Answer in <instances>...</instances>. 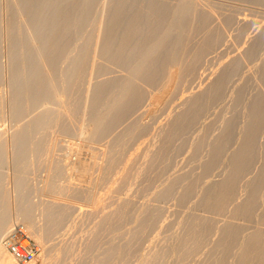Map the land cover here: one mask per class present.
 <instances>
[{"label": "rangeland", "instance_id": "obj_1", "mask_svg": "<svg viewBox=\"0 0 264 264\" xmlns=\"http://www.w3.org/2000/svg\"><path fill=\"white\" fill-rule=\"evenodd\" d=\"M23 1H25V0H0V75H1V79H2V82H0V88H1L0 89V136L4 134L3 135V139L0 138L1 139L0 147L3 146V147H1L2 149H0V150L4 149V155H3V157L1 156L4 159L0 160V162H1L0 164L3 165V166L2 165L0 166V169H1L0 178L2 176V178L0 180V196H1V199L3 200L2 201L3 204L0 206V221L1 222L2 221H7L6 222L7 224H5V222L2 223V224H4L3 227H1L2 224L0 226L3 229V231H4V232L1 233V236H0V247L3 248V249L0 248L1 251L5 252L7 254V251H6V249L4 248V245H3V239L11 231V229L13 227L17 226V225L25 227V229L28 231L30 236L40 246V249H41L40 255H39L38 259L32 264H64V263H66L64 261L66 260L68 262V259L64 258L65 260H60V259H63L62 249L63 250L65 249L64 250L65 253L70 252V251H68L66 249L70 245H72L71 243H73L72 246H74V248L75 247H79L81 250L84 247L88 248L91 245L90 241H92V243H93V240H95V236L96 235H97L96 238H99V236L103 237V235H104L105 238L104 237L100 238V240L97 239L100 243L97 241V244H99V245L96 244L97 249L95 251H92L94 254L92 253L90 255V253L88 251H86L85 248L83 249L84 251H82V252L80 251V249H76V250H79V251H77V254L79 253V255H81L80 253H84V258H86L85 255H90V256H87L88 257L87 260H90V261H92L91 259H92V255H93V260H95L94 256L97 257L96 254H98V252L100 253V252L104 251L105 249H107L108 245L110 243H114L115 242V244H116L117 243V241H116L117 237H120L121 239H119V238L118 239L122 241V239L125 238L124 236L127 235V233H128L129 236L132 234L131 237H135L136 234L137 235L139 233L143 234V232H145L144 235L146 236V238H148L147 239V240H149L148 243L150 242L149 244H151L150 247H153L152 245L156 244L155 243L156 242V238L158 239V237H160L159 239L162 238V240L166 239V241L163 240V242H162V243L165 244V243H167L169 238L171 239L170 233L172 234L173 230L174 231L176 229L179 230L182 227L183 230L180 229L179 231L176 230L175 232H173V234L175 233L174 237L172 236V240L169 239V241H168L169 244H166L167 246L165 245L167 248H171V247L175 246L177 244L176 243L177 242V238L179 237V236L177 237L176 232H178L179 235H180V232L183 233L184 227L186 228V226H183L184 222H186L185 224H187L189 222L192 223V220L193 219L195 220V218H193V217H196V216L193 215L194 213L197 212L196 213L197 216H199L200 218L204 217L202 219L205 220V216L208 218L209 214H212V213L214 214V212H212V211L210 212L209 211L210 213H208L207 211H205L203 208H200V207H199V209H197L198 211H195V210L192 209L193 207H194V209H196L198 207L197 206L198 202H195V203H197V205H195L194 202H191V201H196L197 200L195 198H197V195H198L197 191L199 192L198 189H197V191L195 193V196L192 197V198L195 197L194 198L195 200L194 199L193 200L192 199L188 200L191 205L189 204V202L187 203L188 204L187 205L186 204L187 201L184 203V205H181V204L179 205L178 203L176 204V202H177L176 201V197L180 194V189L176 190L177 195H175V198L172 197L175 201L174 200H172V201L176 204V206L178 205L177 207L180 208V210H178V211H177L178 208L176 210H174L175 204L173 203L174 206H172L171 205L172 201L170 202L171 204L169 203V201L172 198L171 199L169 198L170 200H168V199L165 200L166 203L170 204V207H169V204L166 205L164 203L165 206H166L165 207V206H161V205H164L163 204L164 200H162V203H161V200H158L157 197L161 195L160 191L166 185V183H167L166 187H168L169 181H171L170 182V184H171L174 181L173 179L179 180L180 176H182L181 174H183V176L185 177L189 173V172H185V170H188V171L192 170V172L195 170V172H193V174H192L193 178H194V174L198 175L200 173V172H198V171L201 170L200 169L201 166H199V165L202 163L201 165L203 167V165L205 164L204 163L206 161L205 160V155H206L207 151L206 152L203 151V155L200 158H198V159L202 158L201 160L196 159V161H195L192 158H191L192 159L191 160L190 157H187V156L189 154H190L189 156H192L191 154L193 153V148L195 147L196 143H198L197 141L199 139L198 137H200L199 135H201V134H198V133H200V131H202V130L206 131V127L210 123H212L214 125L217 124L216 126H213V127L218 128L220 126V128H222L223 127L222 123H224V121L227 118H230L228 120L232 119L231 117H232V115H234V112H235V110H234V112L231 111V108L234 109V107H233L234 104H232V101L234 103V100H235L234 96H236L234 91L237 92V91L241 90L242 89L241 85L243 84V82H244V84L242 85L243 87L244 86L245 87L246 86L250 87V84H251L250 88H251L252 92L249 90L250 93L249 92L248 93L251 94L252 97H253V94L257 93V92H262L264 94V90L262 89L261 86H259L260 85L259 81L255 82V79L258 78V72L260 71L259 69L261 68V66L263 64V63H261V61L264 62V58H263V56H264L263 55L264 54V43H263L264 42L263 41L264 40V36H263L264 35L263 34L264 33V0H261L262 2H257V1L253 2V1H249V0H137V2H140V3H146V2H149V1H153V2L158 3V4H165V5L169 6L173 11L181 9V8H185V9H188L190 11L189 20L191 21V23H190L189 28L187 30V36H186V40L184 42L185 43V47H186V49H185L186 52L185 53H187V51H188V54H190V55L186 56V54L184 53L185 55H182V57H181L182 59L180 58L179 63L176 64V65H173L172 67H170L167 70V73H166V76H165L164 80L161 82V84H159V86L157 88H148L145 85H143L142 83L137 82V80L133 77V75L130 74V72H129L130 70H126V69L121 68L119 65H117L114 62H112V60L108 59L107 56H104V47H105V43H106V31H107V28H108L107 27L108 26V24H107V16H108L109 10L111 8V6H110L111 5V0H96V5L94 6V10L92 12L93 13V19H92V22L90 23V29H91V32H92V36H91V40H90V43H89V50H88L89 55H88V58L86 60V70H85V74L83 76V81H82V93H81V98H80L78 114L76 115L77 118L72 115L74 119L76 118L75 119L76 123H74V127H72L73 123L68 122L69 120L65 122V120L69 119L68 116H67L68 118L66 117L67 119L65 118V116L69 114L68 111H70L69 110L70 107L68 106L70 101H68V98L64 99L63 96L61 97V95L59 94L60 97L58 95H57V97H59L60 100L61 99L62 100L61 101L59 100L60 101V103H59V101L57 99V101H55V102H57L59 105H55V107L52 106V107L55 108L54 109L55 112L52 110L54 112V114H52L51 119H53V116H54L55 119H59L60 118L59 120H62V118H63L62 122H63L64 125H65V123H67V125L68 124H70V125L72 124L71 125L72 129H70L69 125L67 126V129H65V128L63 129V127H66V126L62 125L61 128L63 130H65V131L67 130V132H62L63 131L62 129L60 131L59 127L57 128L56 122L55 121H50V120H49L50 122L48 121L49 123L47 122V124L45 123L44 125H36L33 128L31 126H27L32 121V120H30L31 117H33V118H34V116L36 117L37 116L36 113H39L38 112L39 110H36L37 112H34V114L27 115V116H29V119L26 118L23 121H21V123L23 124L24 127H20L19 128V126L21 124L17 125V123L14 120H12L11 112H10V106H11L10 105V100H11V88H10V85H11V72H12L11 63H10V41H11L10 39H12V36H13L12 32L13 33H15V32H14V23L12 22V18H11L12 15L11 14L13 13L12 12L13 10L16 11L17 14L24 13ZM37 10H39V9L38 8L35 9V12ZM202 14H204L207 17L209 16L208 17L209 18V24H208L209 27L204 32H200V31L196 30V27H195L196 21H194L198 17H200V15L202 16ZM210 15H211V21H210ZM22 19H20V20H22ZM223 20L227 21L228 25L232 24L231 27L230 26H228L229 28L227 27L228 30H226V29H223L224 31L221 30L224 33V35H223V33L219 34V33H221V32H219V30L221 29L220 27L223 26L222 28H224L225 25H226V23H224ZM21 24L22 23L21 22L19 23V21L17 20V31H18L19 34H20L19 30H21ZM219 24H221V25H219ZM234 24H235V26H234ZM242 24H243L244 27L242 26ZM217 26H219V29H216V28H218ZM88 28H89V26H88ZM240 28H241V30H240ZM245 28L248 29V30H246ZM214 29H215V31H214ZM225 30L228 31V32H225ZM9 31L11 32L12 35L9 34ZM249 31H250V33H249ZM175 32L176 31H174L173 33H175ZM213 32H215L216 36L214 35ZM71 33H72V42H71L70 54L67 55L66 57H64L63 60L61 61L60 66L62 68H65V67L69 66L70 64H72V66H75V68L79 67L78 65H76L77 64L76 60H77V57H78L76 55V53L77 54L79 53L84 39L78 33L77 29H75V28L72 29ZM210 33L213 34V35H210L212 37L214 36V37L217 38V34H218L219 37H221V36L225 37L224 39H221L223 37L220 38V40H225V41L218 42V44H220V45H216L217 43L215 44L217 47L215 46V48H212L213 50L209 51V52L213 53L212 55H211V53H209V54L207 53L206 57L204 56V60L202 59L204 62L201 61L200 64H199L200 66L196 67V69L198 68L197 71L195 69V72H197V73L193 72L195 74V76L197 77L195 79V76L193 77L194 74H191L192 72L189 73L188 69H187L188 70V72H187V70H185V68H187V66L191 63L189 60H191V58L195 54L197 48L200 47L201 44L204 42L203 40H205L207 34H208L207 37H209ZM226 33H228V34H226ZM225 34L227 36H225ZM251 36L255 37L257 39L255 40V38H252L253 39L252 40ZM237 37H238V40H236ZM258 39L259 40L261 39L262 41L261 40L259 41ZM234 40H236V42ZM239 41H240V43H237ZM253 41H255V42H253ZM252 42H253V46L256 45V44L257 45L260 44V46H261V47H259L260 51L258 50V58H259V56H260V58L259 59L258 58L255 59L256 58L255 57L254 60H253L255 63L251 62L252 59L250 61L248 60V56L250 54L249 52L253 51V49H254L253 46L251 45ZM234 44H235V46H234ZM219 46H220V48H219ZM233 46L235 47V49H233L234 48ZM240 46H241V48H240ZM248 46L249 47L251 46L252 50H250L251 47L249 49ZM256 46H254V47H256ZM244 47L245 48L248 47L249 52H248L247 49L245 50ZM261 48H262L263 52L261 51ZM215 50H218V51H215ZM222 51L225 52V53H223ZM244 51H247L249 54L244 52ZM259 52H262L261 53L262 55ZM223 54H224V57L222 56ZM183 56H185V57H183ZM189 56H192V57L188 60L187 58H189ZM240 56H241V58L243 57V59L246 58L250 62L249 63L247 61L250 65L246 62V60L241 59ZM261 56H262V58H261ZM212 58H213V60H212ZM215 58H216V60H214ZM239 58H240L241 62H240V60L239 61L237 60L238 61V63H237L236 59H239ZM73 59H74V61L72 62ZM230 60L232 62L235 61L236 62V63H234L235 65L236 64L240 65L241 63L245 62V64L247 65L248 68L246 66H245L246 67L245 68L244 65H242V64L240 66L241 68H239V65L238 66L237 65L234 66V65H232L233 63ZM255 60H257V61H255ZM258 60H260V61L258 62ZM136 62H141V60H137ZM213 63H214V65H213ZM140 64L141 63H138V65H140ZM208 64H210L211 66L208 65ZM229 64H231V66H233V67H231V69H229L230 67H226V66H229ZM252 64L253 65L256 64V65H254V67H253ZM248 65L251 67V69H250V67ZM257 65H259V67ZM136 66L137 65H135V67ZM255 66H257L258 68H255ZM135 67H133V68H135ZM223 67L226 68L225 71H223ZM235 67H237V68H235ZM242 67L245 68V72L243 71ZM234 68L236 69V71H238L239 69L242 70L243 73L240 70H239V72H236L234 70ZM246 69H247L248 72L251 70V72L248 73L246 71ZM256 69L259 70V71H257ZM184 70H185V72H184ZM227 70H228L229 73L227 72ZM134 71L135 70H133V72H131V73H134ZM234 71H235V74L238 73L237 74L238 76H235L233 74L230 77V79L227 82V84H226L227 85L226 87H227L228 90L225 89V94H224V97H223L224 100L222 98V101L223 102L225 101L224 102L225 105L223 104L222 101H221L222 103H219L220 102L219 101V102H217L218 105L214 104L213 105L214 107L211 106V108H214L213 109L214 111L212 110L213 112L210 110V108L207 110L208 112L206 111V114L208 113L209 116L210 117L212 116L213 118H214L213 115H215V114H216L215 118L219 117V115L221 117H223V118H225L227 115H228V117H226L225 120L223 118L219 117L221 120H223L222 123H220L221 120H220V122L217 121L219 119V118H217L216 124H215V122L213 123L215 118L213 120L211 118L209 119V117L207 116L208 114L207 115L204 114L205 115V119H203L204 115H203V117L201 119L204 121V120H206V117H207L208 120L203 122L200 119L202 121V122L200 120L198 121V123L200 124V126H199L200 129L197 127L199 125L197 123V126L194 127L196 129H192L191 130V132H193V131L195 132V130H197V132H198V130H199V132L196 133L198 139L191 135L192 139L195 138L196 141L194 139L191 140V138H190L189 140H191V142H189L188 138L190 137V134H192L190 132H189V136H187L188 138L186 136L184 137L185 138L184 141L186 142V140H188V142H189L187 146H190L191 148L190 147H185L186 146L185 144L187 142L186 143L184 141L181 142L182 138H181V141L179 139H177L179 142L177 140H175L174 141L175 143L173 142L174 144H172V148H170L171 150H175V148H176L175 146H177V149H178L179 148L178 145L180 143L182 145V147L180 145V149L181 148L182 149L188 148L187 149L188 151L186 149H184V150H186V152H188L189 154L187 153L188 155H185L186 152L184 150H182V149L181 150L179 149L181 152H178L179 150H177L176 152L180 153V156H182V157H180L176 152L175 153L173 152L174 154L171 153V156L173 155V157L170 156V158H172L174 160V162H175L174 165H176V167L173 166V162L172 161H171L172 164L170 163V164L165 165L168 162H166V161L163 162L162 160L161 161L157 160V163L155 162L157 165H158V162L163 163V165H161V163L159 164V166L161 165L160 166L161 167V171H160L159 166H158L159 170H157V168H156L157 165L155 163H152L154 161H150V160H152V157H150L149 154H151V153H149V152H151L152 149L150 148L151 151L150 150L148 151L147 149L149 148V146L155 142L154 144H157L158 147H157V145L154 146V144L151 145L150 147L153 146V150L157 149V152H159L158 150H161L159 147L162 146V137H163L161 135V133L162 132L165 133V131L167 129V124L169 126V123L171 121L170 119L172 118L173 119L172 121L174 122L175 121L174 118H176L175 115L178 114V113H181L182 112L181 110H183V108L186 110V108L188 107L187 103L189 104V102H190L189 99L192 102V99H194V97H196V96L198 97L200 95V93H201V95L203 93H205L207 91V90H205L207 87L210 89L211 86H209V85L214 84L212 82H216L215 78L219 79L220 78L219 75L222 76L224 73L227 75V73L230 74V72H234ZM183 72L185 73V76H184ZM220 72H224V73L220 74ZM240 72H241V74H239ZM75 73H77V71ZM186 73L187 74L189 73V74L192 75L193 79L189 78V76H190L189 74L187 75L188 76L187 79L188 80L190 79L192 84H191V82H189L190 80L187 81V83H186V81H183V78L184 77L186 78ZM202 73H204V74H202ZM244 73H246V74L244 75ZM247 73L250 76L253 75L251 77L248 75V77H250L249 78L250 81L247 79L248 82L245 81L246 80L245 77H247L246 76ZM217 74H218V76H217ZM233 77L234 78L238 77V78L232 79ZM185 78H184V80H187ZM231 79H232V81H230ZM239 79H241V81H242L241 83L242 84L237 85L238 82H236V81H239ZM70 81L75 82L76 81V76L72 77L70 79ZM112 82L117 83V86L119 88L127 87L130 84H134L135 83L136 86L139 87V89H141L142 91L145 92V99H144L143 102L140 103V105L136 109V111H134L133 113H130L122 121H120L119 123L113 125L111 129L105 131V127H106V125L108 123V120H109V117L111 116V114L108 115L107 118L103 119L106 116V114H107V109H101L99 111V115H95L93 113V111H92V106L91 105H92V100H93V95H94L95 90L99 86H102L103 84L112 83ZM232 82L233 83L236 82V84L235 83L232 84ZM249 82H251V83H249ZM253 82H254V86H252ZM239 83H240V81H239ZM247 83H249V84H247ZM234 86H235V88H234ZM192 89H194V90H192ZM185 90H187V91H185ZM182 91H184V92H182ZM176 92H178L179 94L176 93ZM181 92H182V95H181ZM189 92L192 93L193 96ZM230 94H233V95H230ZM249 94H247L248 97H249ZM228 95H229V98H228ZM190 96L192 97V99H191ZM252 97H249L248 100H250V98H252ZM174 98H176V99H174ZM186 98H187V100H186ZM225 99H228L227 102H226ZM174 100H175V102H174ZM185 101H188V102H185ZM227 103L228 104L231 103L230 106H232V107H228ZM180 104H181L182 107L180 106ZM176 105L179 106V107H177ZM183 105L186 106V107H183ZM46 106H48V105H45L44 107L46 108ZM67 106L69 108H67ZM216 106L218 107L219 110L217 108H215ZM222 106H225V107H222ZM226 106L228 108H226ZM219 107L220 108L222 107L221 109L224 108L225 110L226 109H228V110L230 109L229 111H231L233 114L229 115L230 112L228 110L224 111V109H223L224 113L221 115L220 113L222 111L220 110ZM45 108H43V110H45V111H48V110L50 111L51 110L50 106L47 107V110ZM176 108L178 110L181 108L179 110L180 112ZM216 109H217L218 112L219 111H221V112L218 114L216 112ZM40 110H41V107H40ZM185 110H183V112H185ZM176 111H178V112L176 113ZM40 112H44V111L41 110ZM61 112L65 116H63L61 114ZM227 112H228V114H227ZM167 113L168 114H171V113L173 114L174 113V115L171 114L169 116ZM181 114H183V113H181ZM181 114H179L177 116L179 117ZM217 114H218V116H217ZM32 115H34V116H32ZM61 115L63 116L62 118H61ZM69 115L72 118L71 112H70ZM242 115H241L240 118L241 119L243 118L242 120L244 121L245 117H243ZM74 119H72V120H74ZM165 119H166V121H165ZM209 120L210 121L212 120V121L210 122ZM228 120H226V122ZM70 121H71V119H70ZM167 121L169 123H167ZM207 121H209V124L206 126V124L208 123ZM243 121H240V123L243 122ZM13 122H15V125L13 124ZM19 122L20 121H18V124H19ZM152 123H153V125H152ZM164 123L166 125V127H165L166 129L162 128L163 126H165ZM172 123H170V124H172ZM203 124L205 125L204 126L205 128L203 127ZM212 124L210 126H208L207 128L211 127ZM242 125H243V123H242ZM147 126H148L149 129L146 128ZM68 127H69V129H68ZM145 128L148 129V132H150V133H148L147 131L145 133V130H146ZM201 128H203V129H201ZM216 128L215 129L212 128V130H215L216 132H218L219 130L216 129ZM69 130H71V131H69ZM156 132L159 133V134H157L159 136H157L155 134ZM212 132H214V131H212ZM216 132L212 133V134L215 136V134L216 135L218 134ZM138 133H140L139 134L140 140H139L138 136L135 137V135L136 134L138 135ZM143 133H145L146 135H144ZM149 134H150V137H149ZM203 134L204 133H202V135H201L202 137H203ZM141 135H144L147 138L144 137V136H143L144 137L143 138ZM193 135H194V133H193ZM196 135H194V136H196ZM263 136H264V134H263ZM16 137L18 138L17 142L14 141L16 139ZM141 137H142V139H141ZM143 139L144 140L146 139V140L142 141ZM147 140H148V142L152 141V143H149L150 144L149 145ZM153 140H154V142H153ZM200 140H201V138L199 139V141ZM192 141H195L196 143L192 142ZM1 142H3V144ZM14 142H15V145H14ZM176 143H177V145H176ZM182 143H184V145ZM191 144H193V145H191ZM147 145H148V147L145 148L144 146H147ZM192 146H194V147L192 148ZM155 147H157V148H155ZM189 148H190V150H189ZM145 149L149 153L148 155L144 153L146 151ZM191 149H192V151H191ZM143 150H145L143 153L146 156H149V158L148 157L146 158V156H145V158L147 159V161L149 159L151 164H149V163L147 164V161L144 158L143 154L140 153ZM153 152H154L155 155L152 154V156L154 155L156 157L157 154H159L156 151H153ZM0 154H1V151H0ZM175 154H177L178 160L174 159V158H176ZM137 155H138V158L140 156H143L142 158L140 157L139 159H143L145 161V162H143V160H141L142 165H143V163H145L144 165H145V168L147 169V171H143V172L144 173L149 172L148 174H145V175H148L149 177L145 176L143 178L144 173H142L143 176L140 174V172L145 169L144 165L143 166L142 165L139 166L141 163L137 162L138 166L141 167V168H138V169H141V170H139L140 172H137V173H139V176L141 175L140 177L136 176V174L133 173V171L135 172L136 167H134L135 169H133L132 167H131L132 169L130 168V166L134 165L133 163H136V159H138ZM155 157H153V159H155ZM179 158H181V160H179ZM139 159H138V161H139ZM170 160H169V162H170ZM185 160L187 162H185ZM197 160L199 162H197ZM155 161H156V159H155ZM179 161H180V163H179ZM193 161H195V163ZM3 162H4V164H3ZM183 162H185V164ZM177 163H179V164H177ZM198 163H199V165H198ZM137 164H135V166H137ZM182 164H184V165H182ZM162 166H163V168L167 166V170L170 171V172H168V174H167L166 168H164L165 171L163 172ZM150 167L151 168L154 167V168H152L153 169L152 171L156 170L154 172L156 180H155V177L153 175V172L151 174L150 173L151 171H148V170L151 169ZM180 167L182 169H180ZM128 169H131L132 172L129 170L131 173H128L127 172ZM173 169L175 171H173ZM136 171H138V170H136ZM173 172H175L176 174L173 173ZM178 172H179V174H180V172H184V173H181L179 175ZM197 172H198V174H197ZM220 172L221 171L219 170V171H216L215 175L213 174L215 179L212 176L210 179L203 180L204 182L202 181V184H200L199 188L201 186H203V188H204V186H207L212 181L217 180L218 179L217 177L219 176ZM125 174H129V175L132 174V175L129 177L128 175L125 176ZM156 174H158V175H156ZM157 176H160V177H163V178H159L158 177L159 178V182H158ZM177 176H179V178ZM215 176H217V177H215ZM136 177H138V178L142 177V178L141 179H137ZM146 177H147V179L150 178V177H154V181L155 182L152 180L153 178L147 180V179H145ZM129 178H131V179L129 180ZM135 178L137 179L136 182H135ZM165 178H167V179H165ZM247 178L249 179L250 177H247ZM120 179H122V180H120ZM127 179H128V181H126ZM132 179L134 181L133 184L131 182ZM143 179L147 180L146 182H144L145 183L144 186L142 185V183H143L142 180ZM246 179H245L244 182L248 181V179L247 180ZM124 180L126 182H128V184ZM138 180H139V183H141L139 186L141 187V185H142V187H143V189L140 190V192H142V194H140V196L144 195L143 193H144L145 190L147 191V188L150 186V184H152L151 181H153L156 185H153L154 188H152L150 186L151 187V192H150V188H149L148 192H150V193L147 192L148 195L146 194V191H145L146 195H144V197L141 198V197L138 196V198H141V199H139V201H137L136 200L137 198H135L133 196V195H135L134 194L135 192H133V190H136V194L139 195V193H138L139 191L138 190L141 189L142 187L137 189L138 186L136 185L137 188H136V186H134L133 188H135V189L132 190V194H133L132 195L133 196V201H132V197H130V195H131L130 192H131L132 188L124 189L122 187L125 184H127L128 186H132L135 183H137ZM160 180H162V181H160ZM207 180H208V182H207ZM121 181L122 182L124 181V183H122ZM129 181H130L131 184L129 183ZM165 181H166V183H165ZM244 182L241 183V185H240L241 187H242V185H244ZM164 183H165V185H164ZM122 184H124V185L122 186ZM115 186H117L118 188H116ZM128 186L125 185V187H128ZM145 187H146V189H144ZM166 187H164V188H166ZM118 189L121 191V194H123V192H125V191H126V193L121 195L119 193ZM202 189L200 190V192L202 191ZM164 190L165 189L162 190V193H163ZM117 191H118V193H117ZM240 192H243V189L240 188L238 193H237V195H239L240 197L236 196V198H235L236 200L234 199L235 201L230 203V204L233 205L234 208H235V206H238L239 203H240V202H237V201H241L242 202L241 199L238 200L239 198H241V195H242V194H240ZM128 193H130V195H127L128 197H126L125 195L128 194ZM158 193H159V195H158ZM137 195H135V196L137 197ZM155 195L156 196L158 195V196L156 197ZM151 196H153V197L155 196V197L153 198ZM201 196L202 195L200 193V197L198 195V201H200L199 199H201ZM243 196H244V194H243ZM243 196H242V199L244 198ZM127 198H129V200H126ZM152 198L153 199L157 198V201H156V199L154 201L155 202L154 205H152L153 204ZM116 199H117V201H114ZM123 199L126 200V201H124V202H126V204H128L127 201L128 202L130 201L129 204H128L129 206L132 205V204L135 205V203L136 204L139 203V205L142 204V203L146 204V205H144L142 207V208H144L142 210L144 213H146V210H147L146 207L151 206V205L154 206V208L151 206V209L152 208L153 209L150 210V208H149V210H148L149 212H147V213H151V212L153 213V215H151L152 213L150 214V217H152L151 219L154 218L153 220H156L157 215H158L157 219H159L161 217V211L167 210L164 213L162 212V215H163L162 217L163 218L161 217L159 220H157L158 222H160L161 219H162V221L164 223V220L166 219L165 223H167V224L164 223L165 224L164 225L162 223V221L160 222L164 226L165 229L163 228V226H161L163 228V230H161L162 229L160 227L161 224H159V226H158L157 221H155L157 224L153 221L154 226L156 225V226H158L160 228V229H158V227L156 228V226H155V228L159 232L156 231L157 233L156 232L153 233L154 235L151 233L152 230L150 231V234H148L150 229L144 231L142 228H140V230H142V231L140 232V230L138 229L139 233H138L137 229H135V231H134L133 229L136 227V223L140 224V222H136V220L139 219L140 216H141V218L143 216H144V218L146 217L145 216L146 214H144L140 210V209H142V208H140L141 205L139 207L138 204H137V206L139 208L136 205H135L136 207L132 205L133 207L130 206L132 210L128 209L130 211V213L127 212V213L131 214V212H133V208H134L135 210H134V214L133 215H134V219L135 220L133 219L132 214L130 215V217L132 216L131 218L134 221L126 213L127 214L126 218H128V219H126L127 221H124L125 224L122 221L123 224L120 223L118 225L117 228H119L118 229L119 231H115V229H113V230L109 229L108 230L109 227H107V226H106V228L103 227L106 224V223L104 224V219L105 218L102 220V218L104 216L101 217L102 214H100L101 212L98 213V211L101 210L102 213L104 214L103 211H105L107 209V207H108L107 203L110 204L111 202L112 203H111V205H109V208L111 207L110 208V210H111L112 206H113V209H112L113 212L112 211H108V212H112V214L107 212L108 215L109 214H111L113 216L116 215L117 212L121 211L122 206H123L122 210L125 211V209L127 210V208L129 206L126 207L127 205L124 206L122 204ZM134 200H135V203H134ZM113 201L115 202V204H116V202L118 204V201H119V203H120V201H122L120 203V204H122V206H120V205L117 206V205L113 204ZM158 201H160V203H158ZM130 203H132V204H130ZM114 205L117 206V208L121 207L120 211L116 212L117 208ZM185 205L187 206L186 208L189 209L190 213L188 212V210L186 212V208H185L184 209L185 211L184 210H182V211H183V213L185 212L186 214L184 213V217H182L178 212L181 211V209H183L181 206L185 207ZM232 205H230L231 210H230V208L228 210L229 205H228V207L226 209H227V212L229 211V213H233L234 214V209H233ZM103 206H104V208L106 207L105 210H104ZM171 206L173 208H171ZM195 206H197V207L195 208ZM114 207L116 208V210L114 209ZM124 207H126V208L124 209ZM155 207L159 208V211L158 210L157 211L160 214L155 213V212H157V211H155L156 210ZM161 207H163V208L165 207L164 208L165 210L163 209V210L160 211V209H162ZM168 207H169L170 211L174 210L173 212H169L168 213L169 215L167 214V212L169 210ZM190 208H191L192 211H190ZM226 209H225L224 212H226ZM260 209L262 211V207ZM138 210H139V212H138ZM202 210H204V212ZM259 210H257V211H259ZM263 210H264V208H263ZM106 211H105V214H107ZM114 211H115V213H114ZM175 211H177V213ZM182 211H181V214L183 215ZM193 211H195V212L192 213ZM257 211H256V213L258 214ZM174 212H175V214H174ZM224 212H222V213L224 214ZM263 212L264 211H262V213ZM191 213H192L193 217L189 216L188 219L189 218H193V219L192 220L190 219L189 222H188V220L185 221V219L187 218L188 214L191 215ZM260 213L261 212H259L258 217L262 214V213L261 214ZM95 214L96 215L100 214L99 217L96 216V217L100 218V220L98 218H96V220H97L96 222L100 223V226L102 225V222H103L104 225H102L101 227H98L99 224H97L96 222L93 221L95 216H94V218L92 217V219L90 218L91 215H95ZM154 214H156L155 215L156 218H155ZM164 214L167 215L168 218H171L173 216L172 219L175 218L174 215L177 214L176 215V219L177 220L175 219V221H177L179 223L176 222L175 224H177L178 226L174 225V223L172 224L171 222L172 221L175 222V221L172 220V219H168L167 217H164ZM178 214H179V216H181L180 218L183 219L184 221L183 220L180 221L181 219L177 218ZM213 214L210 215L209 217L213 216V218H216V220L211 222L210 219L212 217L210 219L208 218V220L206 219V221L208 222L207 225L210 228H212L211 225L214 222V226L211 229V231H213L216 228L214 231L215 232L217 231V234H218V230L220 231V229L224 230L226 228V227H222V228H224V229H222L220 227V229H218L219 228L218 226L221 224L220 220H223V218L225 217L224 221H222L223 223L225 222V224H224V226H225L228 223V220L231 219V220H229L230 223H228V226L229 225L231 226L233 224V227L240 228V229L243 228V231H244V232L241 231L243 233L242 235H241V232H240L241 236L239 235L240 239H238V244H239V242H241L239 245L242 246L243 244L248 243L252 239L253 240H258L260 242V248L259 249H261V246H263L262 244H264V223H261L262 219H260L261 217L258 218L256 216L257 214L254 213V215H253L254 217H253L252 221H248V222L244 221L241 218H237L234 215L235 218L237 219L236 220L235 218H233V214H229L230 216L232 215L231 218L229 217L228 214L226 215V213L224 214V217H223V214L221 215L222 218L217 216V215H220L221 213L220 214L219 213L216 214V212H215V214L214 215ZM135 215H137L139 218L138 217L135 218L136 217ZM225 215L228 216V217H226ZM88 217L90 218L89 219L90 221L92 220V223L94 222L93 223L94 226L98 225L97 226L98 232H97V228L96 227L95 228L91 227V225H93L92 223H90L91 225L89 223H87L88 220L86 218H88ZM105 217H106V215H105ZM199 217H196L197 222H196V220L193 221V223H192L193 225L195 224V222H196V224H198V221H199L198 218ZM108 218H110V217L108 216ZM114 218L116 219V217H113V218H110V219H112L113 222H114ZM129 218H130V220H129ZM213 218H212V220H213ZM167 219L169 220V222H168ZM259 219H260V222H259ZM107 220H109V219H107V217H106L105 221H107ZM128 220H129V223H128ZM254 220H256L255 224H253ZM83 221H84V223H83ZM85 221L87 223L86 225L89 226V227L85 226ZM100 221H102V222H100ZM130 221L132 223L135 222V224H132ZM206 221H202V222H204V224H206L205 223ZM80 223H83L84 227H82L83 224H80ZM168 223H169V226H172V227H170L171 229L175 226V229L173 228L172 231L168 227L170 229V231H171L170 233L168 232L169 229H167V227H165V226L168 225ZM181 223H182V225H181ZM126 224H131V225H127L125 227ZM215 224H216V226L217 225L218 226L215 227ZM222 224L220 226H223ZM79 225H80V227H79ZM133 225H134V228L132 227ZM154 226L152 227V229H154L153 232L156 230L154 228ZM197 226H199V225H197ZM206 226H204V227H206ZM199 227H202L201 226V221H200V226ZM80 228H81V230H80ZM82 228H83V230H82ZM102 228H104V229L102 230ZM137 228H138V226H137ZM77 229H79V231ZM131 229L134 232H137V233H135V234H134V232L132 233ZM110 230H112V232L109 233ZM164 230L165 231L167 230V231L165 232ZM246 230H247V232H246ZM76 231L80 232V234L78 232H76ZM128 231H130V232H128ZM146 231H147V235H146ZM160 231L162 232L161 233L162 236H160L158 234V233H160ZM95 232H97L98 234H96ZM107 232H108V234H107ZM90 233L92 235L89 236ZM100 233H102L103 235L100 234ZM129 233H131V234H129ZM164 233H166V236L168 235L167 236L168 239H167V237L165 238V236L163 235ZM167 233H169V234H167ZM220 233L221 232H219V234H218L219 237L221 235ZM84 234H87V236L84 235ZM151 234L154 237L156 236V238L154 239L153 236H148V235H151ZM212 234L213 235H211V236H213L214 238H218L217 234H214V232ZM78 235H79L80 239H75ZM157 235H159V236H157ZM214 235L215 236L217 235V236L215 237ZM73 236H75V237L72 239L71 237H73ZM82 236H84V237H82ZM122 236H123V238H122ZM140 236H142V235L139 234L138 237H140ZM145 236L143 237L144 241L146 240ZM242 237H245V238H243L245 240H242L241 239ZM82 238H83L84 241L82 240ZM136 238H137V236H136ZM143 238L141 239V237H140L141 240H143ZM210 238H211L210 240H214V238L213 239H212V237H210ZM69 239H70L71 243L67 247L66 243L69 241ZM128 239H130V237ZM153 239H154V241H153L154 243L151 242ZM205 239L206 240H204L203 243H205L204 245H206L207 248H209L208 247L209 245H207L208 244L207 242L209 241V237L207 236V238H205ZM207 239H208V241H207ZM71 240H73V242ZM119 240H118V242H119ZM124 240H125V242L128 241V240H126V238ZM124 240L121 243L119 242V244L118 243L117 244L118 245H121L123 243L125 244ZM215 240L217 241V239H215ZM111 241H113V242H111ZM157 241L161 243V240L160 241L157 240ZM172 241L175 242V245H173L174 243ZM76 242L77 243L79 242V244H82V243L83 244L78 246V244ZM213 242L214 241L210 242V245L212 246L211 249L213 248V246L215 244V242L214 243ZM86 243H88V244L86 245ZM140 243H141V241H140ZM162 243H161V245L163 247L164 244H162ZM211 243H213V245ZM142 244L144 246H142ZM142 244H141V246L139 244V246L142 247L141 249H143L142 252H141V250H137L139 252L136 251V254L134 255L135 257H136V255L138 256V255L144 254L145 251H146V253L148 252L147 249L144 248V247H147V246H145L144 243H142ZM146 244H147V242H146ZM149 244H147L148 247H149ZM161 245H159V247L157 245H155L154 247H156L158 249L160 248V252L163 251L164 249L166 251L167 249L165 248V246H164V248L162 250ZM239 245H238V247H239ZM64 246H66V248ZM168 246H170V247H168ZM206 246H205V248L202 247V245L200 246V248L202 247L204 249L203 250L201 249L202 252H200L198 255H200L201 253L203 255L208 254V251H207L208 249L206 248ZM71 247H70V250H71ZM211 249H209L210 252H211ZM148 250H149V248H148ZM155 250L156 249H154V251L151 250L150 253L148 252L149 253L148 255L145 253L146 256L142 255V256H139L138 258L136 257L137 259H140V260L136 261V259H134L135 258L134 256H133L134 258L132 256H131V258H133L136 261V264H138V262L142 263L143 260L141 261V259H144V261H145L144 257H149L150 256V259H151L152 255L155 256L156 255ZM204 250H205V254L203 252ZM235 250H237V251H234V253L236 252L238 255H236L235 258L233 256L232 260L234 262L232 261V264L233 263L235 264L236 262H238L237 259L239 257L240 247L239 248H235ZM85 251L87 252V254H86ZM71 252H72V250H71ZM140 252H141V254H139ZM153 252L155 254H152ZM158 252H159V250H158ZM1 253L2 252H0V254ZM73 253L75 254L76 252H72L71 254H73ZM170 253L166 255L167 258H169V259L173 255H177V254H173L172 255L173 252L171 254ZM68 254L71 255L70 253H68ZM194 254L196 256L195 260H197L199 256L196 254V252ZM202 254H201V257H202ZM2 255L0 256V259L3 258ZM68 256L66 254L67 258H69ZM75 256H76V254L70 256V258L73 257L74 260H76L78 258L77 262L79 264H80V262H84L85 263V259L83 258V254L81 256L84 259V261L81 260V258H79L81 256H78V255H77V257H75ZM195 256L192 255V257L190 256L189 259L194 260L193 258H195ZM209 256L206 255L205 258L208 259ZM246 256H247L246 259H250L251 260V261L250 260L247 261V264H264V251L262 249L261 250H257V249L249 250V252L247 253ZM175 257L176 256H174V258ZM8 258L13 262V264H17L16 262H14L15 260L13 259L14 260L13 261L9 255H8ZM73 258L71 259L72 261H73ZM131 258L129 259L130 261H131ZM167 258L163 259L162 261L160 260L159 264L165 263L163 261H167L165 264H167L168 262H169L168 264H175L176 260H174V258L173 259L171 258L170 260L167 259ZM202 258H204V256ZM205 258L202 261L203 262L206 261V262L203 263L201 261L200 264H202V263L206 264L208 262L209 259L206 260ZM133 259H132V262L134 261ZM146 259L149 260V258H146ZM187 259L184 262L182 261L183 263L182 262H180V263L185 264V262H187L188 264H190V262H192V261L189 262V260H187ZM199 259L197 261L194 260L195 264L196 263L198 264ZM0 261H2V259ZM70 261H69V263H71V264L74 262V261L73 262H70ZM130 261H129V264H131ZM135 261L133 262L134 264H135ZM171 261H173V262H171ZM147 262L152 263L150 260L147 261ZM194 262H192L191 264H194ZM86 263H88V261ZM114 263L115 262H113V264ZM89 264H91V262H89ZM115 264H117V263H115ZM144 264H146V261L144 262ZM208 264H209V262H208Z\"/></svg>", "mask_w": 264, "mask_h": 264}, {"label": "bare ground", "instance_id": "obj_2", "mask_svg": "<svg viewBox=\"0 0 264 264\" xmlns=\"http://www.w3.org/2000/svg\"><path fill=\"white\" fill-rule=\"evenodd\" d=\"M249 1L262 2L261 0H249ZM23 5H24V7H23L24 13L17 14L16 11L13 10L12 11L13 13L11 14L12 15L11 16L12 22L14 23V32H15V33L12 32L13 36H12V39H10L11 40L10 41V63H11V68H12V72H11V85H10V88H11V100H10L11 117H12V120H14L17 123V125H20V124L22 125V126L21 125L19 126V128H20V127H24L23 124L21 123V121H23L26 118L29 119V116H27V115L34 114V112H37L36 110H39L38 111L39 113H36L37 114L36 117L34 115H32V116H34V118L30 116L31 117L30 120H32V121L27 126H31L33 128L36 125H44L45 123L47 124V122L50 120V121H55L56 122V125H57V128L59 127V130L61 131V129H62L61 127H62V125H64L63 122H62L63 121V118L62 117L65 116V115H63V113L61 112V114L63 115V116L61 115L62 120H59L60 118L59 119H55L54 116H53V119H51L52 114H54V112H55L54 111L55 105H59L55 101H57V99H58V101L60 100L59 94L61 95V97L63 96L64 99H67L68 98V101H70L69 102V105H68L70 107V109H69L70 111H68L69 114L71 112V116L73 115L75 117L78 114V109H79V104H80V98H81V93H82V81H83V76H84L85 70H86V60H87L88 55H89V52H88V50H89V43H90L91 36H92V32H91V29H90V23L92 22V19H93V13L92 12L94 10V6L96 5V0H25V1H23ZM110 6H111V8H110L109 13H108V16H107V24H108L107 27L108 28H107V31H106V43H105V47H104V56H107L108 59L112 60V62L116 63L121 68L126 69V70H130L129 71L130 74L133 75V77L137 80V82L142 83L143 85H145L148 88H157L159 86V84H161V82L164 80V78L166 76V73H167V70L170 67H172L173 65L178 64L179 61H180V58L182 57V55H185V54H186V56L187 55H190V54H188V51H187V53H185L186 52L185 51L186 47H185V43H184L185 40H186V36H187V30H188L189 25L191 23V21L189 20V13H190V11L188 9H185V8H181V9H178V10L173 11L169 6H167L165 4H158V3H155L153 1H149V2H146V3H140V2H137V0H111V5ZM37 8L39 10H37L35 12V9H37ZM203 15L204 14H202V16L200 15V17H198L196 20H194V21H196V23H195L196 30L197 31H200V32H204L209 27V25H208L209 24V18H208L209 16L207 17V16L204 15L205 16L204 17ZM20 19H22V20H20ZM17 20L19 21V23L20 22L22 23L21 24V30H19L20 31V34L17 31ZM210 21H211V15H210ZM224 23H226L227 26L225 25L224 28H222L223 26H221L220 27L221 29L219 30V32H221V33H219V34H222L223 33L221 30H223V29L228 30L227 27L228 26L231 27V25H232V24L231 25L230 24L228 25L227 24V21H224ZM219 25H221V24H219ZM88 26H89V28H88ZM234 26H235V24H234ZM242 26H243V24H242ZM217 27L218 28H216V29H219V26H217ZM74 28L77 29L78 33L84 39L83 44L81 46V49H80L79 53L78 54L76 53V55L78 56L77 57V60H76V62H77L76 65H78L79 67L78 68H75V66H72V64H70L69 66H67L65 68H62L60 66L61 61L63 60L64 57H66L67 55L70 54L71 42H72V33H71V31ZM226 30H225V32H228ZM240 30H241V28H240ZM246 30H248V29H246ZM174 31H176V32L173 33ZM214 31H215V29H214ZM213 33L215 35V32H213ZM249 33H250V31H249ZM9 34L12 35L10 31H9ZM226 34H228V33H226ZM226 34H225V36H227ZM210 35H213V34L210 33L209 34V37H207L208 36V34H207L205 40H203L204 42L201 44L200 47L197 48V50H196L195 54L193 55V57L192 56H189V58L186 57L188 60L192 57L191 58L192 61L189 60L191 62L189 64L190 66L188 65L187 68H185V70H187V69L189 70V73H191V72H192L191 74L197 73V72H195V69H196L197 66L198 67L200 66L199 64H200L201 61L204 60V56L206 57V54L207 53L208 54L211 53L209 51L213 50L212 48H215L216 45H220V44H218V42L225 41V40H220V38L223 37V36L219 37L218 34H217V38H216V37H214V36L212 37ZM223 35H224V33H223ZM224 38L225 37H223L221 39H224ZM252 38H255V37H252L251 36V39ZM256 39L257 38H255V40ZM236 40H238V37H237ZM236 40H234V41L236 42ZM253 42H255V41H253ZM253 42L251 44L252 46H253ZM237 43H240V41L237 42ZM256 45H254V46H256ZM234 46H235V44H234ZM254 46H253V48H254L253 51H250V52L248 50V47L249 46L247 48L244 47L245 50L247 49L248 52L250 53L249 54L247 51H244V52H246V53L249 54L248 60L250 61L252 59V61H251L252 63H255L253 61L255 57H256L255 59L258 58V50H259V47H261L260 44L257 45L256 47H254ZM250 47H249V49H250ZM219 48H220V46H219ZM240 48H241V46H240ZM233 49H235V47ZM250 50H252V47H251ZM215 51H218V50H215ZM261 51L263 52L262 48H261ZM262 52H259V53L261 54ZM223 53H225V52H223ZM212 54L213 53H211V55ZM222 56L224 57V54ZM183 57H185V56H183ZM240 58H241V56H240ZM240 58L239 59H236V62L237 63L240 60ZM259 58H260V56H259ZM261 58H262V56H261ZM263 58H264V56H263ZM74 59L72 60V62L74 61ZM241 59H243V57ZM137 60H141V62H136ZM212 60H213V58H212ZM214 60H216V58ZM243 60H246V62L248 61L246 58L243 59ZM255 61H257V60H255ZM259 61L260 60H258V62ZM236 62L235 61L232 62L233 63L232 65L236 66L237 64L236 65L234 64ZM240 62H241V60H240ZM138 63H141V64L138 65ZM261 63H263V64H262V66L260 65L261 66V68L259 69L260 71L256 69L259 72H258V78L255 79V82L256 81H259V83H260L259 86H261L262 89L264 90V62L261 61ZM241 64L244 65V67L245 66L247 67V65L245 64V62L244 63H241ZM241 64L240 65L238 64L239 65V68H241L240 67ZM135 65H137V66L135 67ZM208 65H210V64H208ZM213 65H214V63H213ZM254 65H256V64H254ZM254 65H253V67H254ZM257 66L259 67V65H257ZM257 66H255V68H258ZM133 67H135V68H133ZM226 67H230L229 69H231V67H233V66H231V64H229V66H226ZM244 67H242V68H243V71L245 72V68L246 67L245 68ZM235 68H237V67H235ZM235 68H234V70L236 71ZM225 69L226 68L223 67V71H225ZM250 69H251V67H250ZM133 70H135L134 73H131V72H133ZM185 70H184V72H185ZM188 70H187V72H188ZM197 70H198V68L196 69V71ZM228 70H227V72H228ZM239 70L236 71V72H239ZM76 71H77V73H75ZM235 71L234 72H230V74H228L229 73L228 72L227 75L224 72H220V74H222V73H224V74L222 76L219 75V77H220V78L218 77L219 79H216L215 78L216 82H212L214 84H211V85L208 84L209 86H211L210 89L207 87L208 89L207 88L205 89L207 91L206 92L204 91L205 93H203L202 95H201V93H200V95L198 94L199 96L198 97L196 96L197 98L194 97V99H192V97L190 96L191 99H192V102L189 99V101L191 103L190 102H189V104L187 103L188 107L186 108V110L183 108V110H185V112H183V110H181L182 111L181 113H183V114H181V113L176 114L175 115L176 118H174L175 119L174 122L172 121L173 120L172 118L171 119L169 118L173 123L170 121V123H172V124H170L167 121V123H169V126L167 124V129L165 128L166 125L164 123L165 126H163L162 128L163 129L165 128L166 131H165V133H163V132L161 133V135L163 136V137L161 136L162 137V146L159 144L161 146V147H159L161 150H158L159 152H157V149L153 150V146L152 147H150V146L155 143L154 140H153L154 143L151 144V145L149 143H152V141L151 142H148V140H147L148 144L150 145L147 150L148 151L149 150L151 151V149H152V151L149 152L151 154H149L146 149H145L146 151L143 150L142 152H140V153L143 154L144 158L146 156L145 154H147V155L149 154L150 157H152V160H150V161H154L152 163H155V162L157 163V160H160V161L162 160L163 162L164 161L168 162L165 165L170 164V163L172 164V162H173V166L176 167V165H174V163H175L174 160L172 158H170V156H171V153H173V152L175 153L177 150L180 149V145L181 144L179 143V145H178L179 148L178 149H177V146H175L176 147L175 150H171L170 148H172V144H174L175 143L174 141L177 140V139H179L181 141V138H182V141L181 142H183L185 140L184 137L185 136L186 137L189 136V132L192 133V134H190V137L189 138L187 137L188 140L190 138H191V140H193V139L195 140V138L192 139L191 135L193 137H196L197 138L196 133H198L199 130H198V132H197V130H195V132L194 131L191 132V130L192 129H196L194 127L197 126L198 121L203 117L204 114L205 115L208 114V113L206 114V111L209 108H210L211 111L214 109V108H211V106H213L214 104L218 105L217 102H219V101H220L219 103H222L223 102L222 101V98L224 97L225 89H227V87H226L227 86L226 85L227 82L229 81L230 77L233 74L235 76H238L237 75L238 73L235 74ZM240 71L242 72V70H240ZM246 71H247V69H246ZM184 72H183V74L185 76V73ZM241 72L239 74H241ZM249 72H251V70ZM248 73L246 75L247 77H245V79H246L245 81L246 82H248L247 79L250 81L249 78L251 76H253V75L250 76ZM188 74L186 73V78L184 77L185 79H187V77H188L187 75ZM191 74H189L190 75L189 76L190 79L192 78V75ZM202 74H204V73H202ZM245 74L246 73H244V75ZM248 75L250 77H248ZM74 76H76V81L75 82L70 81V79L72 77H74ZM194 76H195V74L193 75V77ZM217 76H218V74H217ZM234 77L232 79L238 78V77H236V78H234ZM184 78H183V81H186V83H187V81L190 80V79L189 80L188 79L187 80H184ZM196 78L197 77L195 76V79ZM232 79L230 81H232ZM239 81H240V83H239ZM239 81H236V82H238L237 85L242 84L241 83L242 82L241 79H239ZM0 82H2L1 75H0ZM189 82H191V80ZM236 82H234V83L236 84ZM234 83L232 82V84H234ZM249 83H251V82H249ZM249 83H247V84H249ZM191 84H192V82H191ZM243 84H244V82H243ZM242 85H241V87H242L241 90L238 89L239 91H237V92L234 91V93L236 94V96H234L235 97L234 103L232 101V104H234V106H233L234 109L231 108V111L234 112V110H235L234 115H232L233 113L231 111H229L230 109L229 110L226 109V110H228L231 113V114L229 113V115H232V117H231L232 119L231 120H228L230 118H227L226 120H228V121L226 122L225 118L228 117V115L226 117L224 116L225 118H223V117H221L219 115V117H221V118H223L225 120L224 123H222L223 120H221L219 117H216L215 118V116H216L215 113H214L215 115L212 114L214 116V118H215V120L213 121V123L215 122V124H216V120H217V118H219L217 121L220 122V120H221L220 123H222V126L223 127L220 128L219 125H218L219 126L218 128L213 127V126H216L217 124L216 125H214L212 123L209 124V121H210L209 120V121H207L208 123L206 122L207 123L206 126L208 124H209L208 126H210L211 124H212V126L209 127V128H207L208 127L207 126L206 127V131L204 130L205 132L202 130L203 132L200 131V133H198V134H201V135H202V133H204L203 134V137L201 135H199L200 137H198L199 139L201 138V140L199 141V139L197 138L198 139V141H197L198 143L195 142L196 140L195 141H192V142H195L196 143L195 147L192 146V148L194 147L193 148V153L191 154L192 156H189L190 154L188 152H186V150L188 148H184L186 150H184V149L181 148L182 150H184L186 152L185 155H188L189 154L187 157H190V159L192 158L195 161H196V159L200 158L203 155V151H205V152L207 151V153L205 155V160L206 161L204 162L205 164L203 165V167L201 165L202 164L201 162H200L201 163L200 165L198 163V165L201 166V168H200L201 170L198 171L200 173L198 174V172H197L198 175H195L194 174V178H193L192 177L193 176L192 174H193V172H195V170L193 172H192V170H189V171L188 170H185V172H189L185 177L183 176V174H181V173H184V172H180V174L183 177L180 176V178H179V176H177L179 178V180L173 179L174 181L171 184H170L171 181H169L168 187H166L167 186V183L165 181L166 185L164 183V185H165L164 187H166V188H164V187L162 188V190L165 189L163 191V193H162V190H161L160 191L161 192L160 193L161 194L160 196H158L159 193L157 195L158 197L155 195L158 198V200H161V203H162V200H164L163 204L165 203L166 205H168L172 200H174L172 197L175 198V195H177L176 190H179L180 189V194L176 197V201H177L176 204L178 203L179 205L180 204L181 205H184V203L186 201H187L186 202V204H187L189 202L188 201L189 199H192L193 200L195 198V197L194 198H192V197L195 196V193H196L197 189L200 192V190L203 188V186H201L202 188L201 187L199 188L200 184H202V181L205 180V179H210L213 176V174L215 175L216 171H219L220 170L221 172H220L219 176L218 177L215 176L218 179L216 178L217 180L212 181L207 186H204V188L200 192L201 195H202L201 196V199H199L200 201H198V195L200 197V193L197 191L198 195H197V198H195L197 200L196 201H191V202H194L195 205H197V203H195V202H198V205H197L198 207L195 206V208L197 207L196 209H194V207H193L192 208L193 210L198 211L197 209H199V207H200V208H203L208 213H210L211 211L214 212V214H215V212H216V214L217 213H219V214L221 213L220 215H217V216H219V217L222 218V216H221L223 214L222 212L225 211V209L228 207V205H229V207H228V210H229L230 205H232L230 203L231 202H234L236 200L235 199L236 196H239V195H237V193H238L239 189L241 188V189H243V192H240V194H242L241 195V198H239V199L237 198V199L238 200L241 199L242 202L241 201H237V202H240V203H239L238 206H235V208L232 205V207L234 209V214L233 213H229V211L227 212V209H226V212H224V214L225 213H226V215L228 213L229 214H233V218H235V216H236L237 218H241L244 221H247L248 222V221H252V219L254 217L253 216L254 213L257 214L256 211L259 210L261 207H262V211H264L263 210V208H264V136H263V134H264V94L262 92H257V93H254L253 94V97H252V95L249 94L250 93L249 90L251 91V88H250L251 87V84H250V87L249 86H246V87L244 86L243 87ZM235 86H234V88H235ZM252 86H254V82H253V85ZM192 90H194V89H192ZM185 91H187V90H185ZM182 92H184V91H182ZM182 92H181V95H182ZM176 93H178V92H176ZM190 94L192 95V93H190ZM247 94H249V97H252V98H250V100H248L249 97H248ZM57 95L59 97H57ZM230 95H233V94H230ZM176 98H174V99H176ZM228 98H229V95H228ZM144 99H145V92L142 91L141 89H139V87H137L135 83L134 84H130L127 87L119 88L117 86V83L112 82V83L103 84L102 86H99L95 90L94 95H93V100H92V105L91 106H92V111H93V113L95 115H99V111L101 109H107V114H106V116L103 119L107 118L108 115L111 114V116L109 117L108 123H107V125L105 127V131H107V130L111 129L113 125L119 123L124 118H126L127 115H129L130 113H133L134 111H136V109L139 107L140 103L144 101ZM186 100H187V98H186ZM223 100H224V98H223ZM225 100L227 102L228 99H225ZM60 101H59V103H60ZM174 102H175V100H174ZM185 102H188V101H185ZM224 102H223V104H224ZM230 104L231 103L228 104V107H232V106H230ZM43 105L44 106L45 105L50 106L51 107L50 108L51 110L50 111L49 110L48 111L43 110V108H45ZM48 106H46V108H45L46 110H47V107ZM52 106H54V107H52ZM68 106H67V108H69ZM180 106H181V104H180ZM40 107H41V110L44 111V112H40L41 111L40 110ZM177 107H179V106H177ZM183 107H186V106L183 105ZM222 107H225V106H222ZM228 107L226 106V108H228ZM215 108L218 109L217 106ZM221 108H220V110L222 112L221 111L218 112L217 109H216V112L218 114L221 112L220 114L222 115L224 113L223 112V109L224 108L223 109H221ZM226 110L224 109V111H226ZM178 111H176V113ZM69 114L65 116V118L67 116L69 117V119H67L68 117L66 118L67 120H65V122L69 120L68 122L73 123V125L72 124L71 125H72V127H74V123H76V120L75 119L77 117L74 119L73 116H72V118H71ZM171 114H168V115L170 116ZM179 114H181V115L178 117L177 115H179ZM218 114H217V116H218ZM227 114H228V112H227ZM172 115H174V113ZM205 115H204V118L203 119H205ZM241 115L243 117H245L244 121L242 120L243 118L242 119L240 118ZM207 116L209 117V119L210 118L212 120L214 119L212 116L210 117L209 114ZM70 119H71V121H70ZM72 119H74L75 121L72 120ZM206 120H208L207 117H206ZM206 120H204V121L202 120V121L205 122ZM18 121H20L19 124H18ZM165 121H166V119H165ZM240 121H243V122L240 123ZM15 122H13L14 125H15ZM242 123H243V125H242ZM68 125H69L70 129H72L71 125L70 124H68ZM68 125H67V123H65L64 126H66V127H63V129L64 128L67 129V126ZM152 125H153V123H152ZM199 126H200V124L197 126L200 129ZM204 126L205 125L203 124V127ZM69 127H68V129H69ZM146 128H148V126ZM212 128L213 129L216 128L219 131L216 132L215 130H212ZM148 129L145 130V133H146V131L148 132ZM201 129H203V128H201ZM69 131H71V130H69ZM212 131H214V132H212ZM62 132H67V130L66 131L63 130ZM215 132L218 133V134L217 135L215 134V136H214L212 133H215ZM145 133H143V134L146 135ZM148 133H150V132H148ZM193 133L196 136H194ZM139 134L140 133H138V135L136 134L135 137H137V136L139 137ZM155 134L157 135L159 133L156 132ZM3 135H1L2 137L0 136V138L3 139ZM144 135H141V136L143 137ZM157 136H159V135H157ZM142 137H141V139H142ZM144 137H146V136H144ZM149 137H150V134H149ZM17 140H18V138L16 137V139L14 141L17 142ZM139 140H140V137H139ZM145 140L143 139L142 141H145ZM188 140H186L187 143L184 141L186 143L185 144L186 145L185 147H190V146H187V145H188L189 142H191V140H189V142H188ZM0 141H1V139H0ZM15 142H14V145H15ZM1 143L3 144V142H1ZM182 144L184 145V143H182ZM155 145H157V144H154V146ZM176 145H177V143H176ZM191 145H193V144H191ZM1 147H3V146H1ZM1 147H0V149H2ZM144 147L147 148L148 145L147 146H144ZM157 147H158V145H157ZM157 147H155V148H157ZM181 147H182V145H181ZM190 148H189V150H190ZM180 150L178 152H181ZM0 151H1L0 157L1 156L3 157V155H4V149L3 150H0ZM153 151H156L157 153H159V154H157L155 152L157 154V156H156L157 158L154 156L155 154H154ZM191 151H192V149H191ZM152 154H154V155L152 156ZM177 154L180 156V153H177ZM177 154H175L176 155V158H174L175 160L176 159L178 160ZM138 155H137V158H138ZM143 156H140V157L142 158ZM2 157L0 158V160L1 159H4ZM147 157L149 158V156H146V158ZM153 157H155L156 161H155V159H153ZM171 157H173V155ZM180 157H182V156H180ZM138 159H136V163H133L134 165L132 164L133 166H130V168L132 167L133 169H135L134 167H136V169H135V172L136 173L133 171V173L136 174V176H139V173H137V172H140L139 170H141V169H138V168H141L139 166L142 165L141 160H143V159H139V161H138ZM201 159H198V160H201ZM169 160H170V162H169ZM179 160H181V158H179ZM198 160H197V162H199ZM146 161H147V159H146ZM150 161L148 159L147 164L148 163L151 164ZM195 161H193V162L195 163ZM137 162L138 163H141V164L138 166ZM143 162H145V161L143 160ZM185 162H187V161L185 160ZM185 162H183V163L185 164ZM160 163L161 162H158V165L156 164L157 165L156 166L157 170H159L158 169V166H159ZM179 163H180V161H179ZM179 163H177V164H179ZM3 164H4V162H3ZM135 164H137V166H135ZM144 164L145 163H143V165ZM184 164H182V165H184ZM1 165L2 164H0V166ZM161 165H163V163H161ZM160 166H159V168H160V171H161V167ZM144 168H145V165H144ZM152 168H154V167H152ZM152 168L150 170H148V171H151L150 172L151 174L153 172V175H154V172L156 170L155 171H152L153 170ZM164 168H166V172L168 174V172H170V171L167 170V166L164 167ZM164 168L162 166L163 172L165 171ZM131 169H128L127 172L128 173H131L132 172ZM145 169L140 172L141 175H142V173H144L143 171H147V169L146 170ZM180 169H182V168L180 167ZM136 170H138V171H136ZM0 171H1V169H0ZM173 171H175V170L173 169ZM148 173L149 172L144 173V176L142 175L143 178L145 176L149 177L148 175H145V174H148ZM173 173H175V172H173ZM178 174H179V172H178ZM127 175L129 177L131 176L129 174H125V176H127ZM156 175H158V174H156ZM147 177L145 179H147ZM154 177H155V175H154ZM154 177H150L148 179L153 178L152 180L154 181ZM158 177L159 178H163V177L157 176V178ZM247 177H250V178L248 179ZM1 178H2V176H1ZM1 178H0V180H1ZM136 178L137 179H141L142 177L141 178L136 177ZM136 178H135V182L137 180ZM159 178H158V182H159ZM213 178H214V176H213ZM246 178L248 179V181L244 182ZM130 179L131 178H129V180ZM145 179L142 180L143 183L148 180V179L147 180H145ZM165 179H167V178H165ZM120 180H122V179H120ZM155 180H156V177H155ZM162 180H160V181H162ZM124 181L123 182L121 181V182L124 183ZM126 181H128V179ZM153 181H151L152 184H150V186L152 188H154L153 185H156L154 183L155 181L154 182ZM131 182H132V184L134 183L133 179H132ZM207 182H208V180H207ZM242 182H244V185H242V187H241L240 185H241ZM126 183L128 184V182H126ZM129 183H130V181H129ZM138 183H139V180L137 181V183H135L132 186H128L127 184H125V185L128 186V187H125L124 184H122V186L124 185L123 187L121 186L124 189L132 188L131 189V192H130L131 195H130V193H128V194L125 195L126 197H128L127 195H130V197H132V201H133V196L135 198H137L136 199L137 201H139V199H141L142 197H144V195L147 194V192L149 191L148 190L149 188H150V192H151V187L149 186L147 188V191L145 190L146 191V194H145V191L143 190L144 191V193H143L144 195L143 196L142 195L140 196V194H142V192H140V190L143 189L142 185L144 186L145 183L144 184L142 183V185H141L142 188L139 186L141 183H139V184ZM136 185L138 186V188H137ZM134 186H136L137 189L141 188V189L138 190L139 191L138 192L139 195L136 194V190H133V189H135V188H133ZM115 187L118 188L117 186H115ZM144 189H146V187ZM132 190H133V192H135L134 194L137 195V197L132 194ZM150 192H148V193H150ZM117 193H118V191H117ZM119 193L121 194V191L120 190H119ZM124 193H126V191L123 192V194ZM123 194H121V195H123ZM243 194H244V196H243ZM138 196L141 197V198H138ZM242 196L244 197L243 199H242ZM151 197H153V196H151ZM153 198H152L153 201L151 200L153 202L152 205H154L155 199L157 201V198H155V199H153ZM169 198L170 199L172 198V199L170 200ZM166 199L170 200L169 203H166L165 202ZM126 200H129V198H127ZM126 200L123 199V202L120 201V203L122 202V204L124 206L127 205L126 207H128L129 206L128 204H129L130 201L129 202L127 201L128 204H126V202H124ZM2 201L3 200L1 199V196H0V206L3 204ZM114 201H117V199L114 200ZM114 201H113V204H115ZM111 203L110 204L107 203V205H108L107 209H106V207L104 208V206H103L104 210L105 209L107 210V211L105 210L106 213L108 211H112L113 206H112V209L111 210H110L111 207L109 208V205H111ZM120 203L118 201V204L116 202L115 205L122 206V204H120ZM134 203H135V200H134ZM158 203H160V201H158ZM173 203L174 202L172 201V204L171 203L170 204L172 206H174ZM130 204H132V203H130ZM137 204L139 205V203H137ZM137 204L135 203L136 206H137ZM165 204L164 205H161L160 204V205L161 206H165ZM170 204H169V207H170ZM176 204H175V207L176 208L174 207V210H176L178 208L177 209V211H178V210H180V208L177 207L178 205L176 206ZM189 204H190V202H189ZM132 205H130V206H132ZM135 205H133V206H135ZM140 205H141V207H140ZM140 205H139V207L142 208L146 204H143L142 203ZM117 206H115V207L117 208ZM151 206L146 207L147 208L146 213H144L142 211L144 208L140 209L144 214H146L145 215L146 216L145 218H144V216L142 218L140 216V218H139L137 216L138 214L136 213L137 215H135L136 216L135 218H137V217L139 218V219H137L138 221L136 220V222H140V224L136 223V227L135 228H134V225L132 226L134 228L133 229L134 231H135V229H137V231L139 233L140 228H142L144 231L150 229L148 234H150V231L151 230H152V232H151L152 234L155 233L156 231L159 232L156 228L159 226V224H161L160 222L162 221V219H161L160 222H158L157 220H159L163 216L162 215V212L164 213V212L167 211V210L164 209L166 206L164 208L161 207L162 209H160V211L163 210V209L165 211H161V217L159 219H157L158 218V215H157V218H156V216H155L156 214H154L156 220H153L154 218L151 219L152 218V217H150V214L152 213L151 211H150L151 213H147V212H149L148 211L149 208H150V210H152L154 208V206H152L153 208L151 209ZM172 206H171V208H173ZM115 207H114V209L116 210ZM126 207H124V209ZM129 207L127 208V210L128 209L129 210L131 209V207L130 208ZM169 207H168V209H169ZM181 207L183 208V209H181V211H182L187 206L185 205V207H183V206H181ZM155 208H156V210L154 209L155 211H157V210L159 211V208H157V207H155ZM120 209H121V207L120 208H117L116 212L117 211H120ZM122 209H123V206H122ZM122 209H121L120 212H117L118 214L116 213L117 216L116 215H114V216L111 215L113 211L112 212H108V213H111L109 215H108V213L105 214V211H103L104 214L102 213L101 210L98 211V213L101 212L100 213V214H102L101 217L104 216L102 218V220L104 218L106 219V217H107V219L110 220V221L109 220L105 221V219H104V224L105 223L106 224L103 227L106 228V226H107V227H109L108 230L109 229H112V230L115 229V231H119L118 230L119 228H117V227H118V225L120 223H122V221L125 224L124 221H127L126 219H128V218H126L127 214L129 215V217L132 214L133 219H134V215H133L134 214V210H135L134 208H133V212H131V214H129L130 213L129 210L127 211L125 209V211H126L125 212ZM174 210L170 211V209H169L168 212H167V214L169 212H173ZM187 210L189 212V209L188 208H186V212H187ZM204 210H202V211L204 212ZM230 210H231V208H230ZM158 211L155 212V213L160 214V213H158ZM177 211H175V212L177 213ZM181 211H179L178 213L182 217H184V213L185 212L183 213V211H182V213H183V215H182L181 214ZM190 211H192L191 208H190ZM195 211H193L192 213H194ZM262 211L260 209L257 212L259 214V212L262 213ZM127 212H129V213H127ZM138 212H139V210H138ZM175 212H174V214H175ZM114 213H115V211H114ZM192 213H191V215L188 214V216H187L186 219L184 218L185 221L188 220V222H189L190 219L192 220L193 218H195V220L197 222L196 217H199L196 214L197 212L193 214L196 217H193L192 216ZM96 214L95 215H91V217H90L92 219V217L94 218V216H95V218L93 220L94 222L97 221L96 218H98L99 215H100V214L99 215H96ZM179 214H178V217L177 218L178 219H181L180 218L181 216H179ZM212 214H209V216L212 215ZM224 214H223V217H224ZM258 214L256 215L257 217H258ZM105 215H106V217H105ZM107 215L110 218L116 217V219L114 218V222H113L112 219L108 218ZM151 215H153V213ZM176 215H174L175 218H173V219H172L173 216L171 218H168V216L165 215V214H164V217H167L168 219H172V220L175 221ZM261 215L259 216V217H261L260 219H262L261 220V223H264V212ZM96 216H98V217H96ZM189 216H191L193 218H189L188 219ZM209 216H208L209 219L211 217L213 218V216H211V217H209ZM226 217H228V216H226ZM229 217L231 218L232 215L231 216L229 215ZM90 218L89 217L86 218L88 220L87 223H89V224L92 223V220L91 221L89 220ZM130 218H129V220H130ZM199 218H198V220H199L198 221V224H196V222H195L196 225L195 224L194 225L192 224L193 221H195L194 219L192 220V223H190V222L187 223L188 225L185 224L186 222H184V225L183 226H186V228L184 227V231H183V233L180 232V235L178 234V232H176L177 237L179 236L177 238V242H176L177 244L175 245V242H173L175 239L173 238L174 240L172 242L174 243L173 245H175V246H173L171 248H167L166 247L167 246L166 244H169L168 241L170 239V238L168 239V237H167L168 235L166 236V233L163 234L165 236V238L167 237V239H168L167 243H165V244L162 243V242H163V240L166 241V239H163V240H162V238L159 239L160 237H158V239H157L156 236L155 237L153 236L154 234L153 235L152 234L151 235H148V236H153L154 239L156 238V242H155L156 244H153L152 245L153 247L155 245H157L159 247V245H161V243H162V244H164L163 247L161 245L162 250H163L164 246L166 245L165 246V248L167 249L166 251L164 249L163 251L160 252V248L158 249L156 247H154V248L153 247H150L151 244H149L150 242L148 243L149 240H147L148 238H146V236L144 235L145 232H143V234L142 233H139V234L142 235V236H140L141 239L145 236V238H146L145 241L147 242V244H149V247L146 244V242L144 241V238H143V240H141L140 237H138L139 234L138 235L136 234L135 237H131L132 234L129 233V234H131L129 236L128 233H127V235H125L124 237L128 241L125 242V240H124L125 238L122 239V241L124 240V242H125V244L123 243L124 245L123 244L118 245L119 242L121 243L122 241L119 240V239H121L120 237H117V240L116 241H117L118 244L117 243L115 244V242L114 243H110V244L108 243L109 245H108V248L107 249H105L104 251H102L100 253L98 252V254H96L97 257L94 256L95 257V260H93V255H92V259H91L92 261L87 260V258H88L87 256H90L93 253L92 251H95L97 249V247H96L97 241L100 240V238H103L104 237V235L102 233H100V234L103 235V237L102 236L100 237L99 236L100 234H99L98 235L99 238H96L97 237V235H96L95 236V240H93V243H92V241H90L91 242V245L89 247L87 246L88 248H85L84 247L86 249V251H88L90 253V255H85L86 258H84V253H80V254L81 255L83 254V258L85 259V263L88 261V263H86V264H89V262H91V264L92 263L93 264H113V262H115L117 264H126V263L129 264V261H130L129 259L131 258V256L133 257L136 254V251L137 250H141V252H142L143 249H141L142 247H140V246H141L142 243H144L145 246H147L149 248V250H148L147 247H144V248L147 249V251L149 253H150L151 250L154 251V249H156L155 250L156 255L155 256L152 255V258L151 259H150V256L149 257H144L145 258V261H146V264L147 263L148 264H157V263L159 264L160 260L162 261L163 259H166L167 258L166 255L169 254L170 252L171 253L173 252L172 255L173 254H177V255H173L171 257L173 259L174 256H176L174 258V260H176L175 264H182L187 258H188L187 260H189V262L190 261L194 262V260L196 259V256H195L194 253L196 252V254L198 255L200 252H202L201 249L203 250L205 248V246H206V245H204L205 243H203V242H204V240H206L205 238H207V236L209 237V241L207 239L208 242L207 241L206 242L208 243L207 245H209L208 246L209 248H207V246H206V248L208 249L207 251H208V254L210 256L208 254H205V250L206 249L203 251L205 255H203L202 253L201 254H202V257L204 256V258L206 257V255L209 256L208 257L209 260L207 258H205L206 260H208L209 264H232L233 256L235 258L236 255H238L236 252L234 253V251H237V250H235V248H239V247H240V253L238 252L239 253V257L237 256L238 257V259H237L238 262H236L235 264H247V261L250 260V259H246V257H247L246 255L249 252V250H255V249L261 250L262 249L264 251V244H262L263 246H261V249H259L260 248V242L258 240H253V239L251 241L248 240L249 241L248 243H245L244 242L245 244L242 243L243 245L240 246L239 244L241 242H239V244H238V239H240V236L243 234L241 232V231H243V228L240 229V228L233 227V224L231 226L230 225L228 226V223H230L229 220H231V219L228 220V223L225 226H224L225 222L224 223L222 222V221H224V218L225 217L223 218V220H220L221 221V224L223 223L222 224L223 226H220L221 224L219 226L217 225L219 227L218 229H220V227L221 228L222 227H226V228L225 229L222 228L224 230H221L220 229V231L217 229L218 230V234H219V232H221L220 233L221 235L219 237V235L217 234V231L216 232L214 231L216 228L213 231H211V229L214 226V222L211 225L212 228H210L207 225L208 222L206 221V219L208 220V218L206 216H205V220L202 219L204 217H202L200 219ZM212 218L210 219L211 222L214 221V220H216V218H213V220H212ZM98 219L100 220V218H98ZM260 219H259V222H260ZM129 220H128V223H129ZM165 220H164V223H165ZM182 220L183 219H181L180 221H182ZM86 221H85V226L86 227H89V226L86 225L87 224ZM153 221L154 222L157 221V223H158V226L155 225L156 228H155V226L153 224ZM200 221H201V226L202 227H199L200 226ZM202 221H206L205 222L206 224H204V222H202ZM3 222H5V224H7L6 223L7 221H2L0 223V226H1V224ZM100 222H102V221H100ZM168 222H169V220H168ZM176 222L177 221H175V222L172 221L171 223L172 224L174 223V225H177V224H175ZM255 222H256V220H254V223L253 224H255ZM83 223H84V221H83ZM83 223H80V224H83ZM162 223H163V221H162ZM177 223H179V222H177ZM182 223H181V225H182ZM97 224H99V226L97 225L98 227H101L102 225H104L103 222H102V225L101 226H100V223H97ZM132 224H135V222H133ZM165 224H167V223H165ZM127 225H131V224H126L125 227ZM152 225L156 229L154 232H153L154 229H152V227H153ZM197 225H199V226H197ZM203 225L204 226L207 225V226L204 227ZM3 226H4V224H2L1 227H3ZM97 226H94V224L91 225V227H94V228L95 227L97 228ZM137 226H138V228H137ZM161 226H163V225L161 224L160 227ZM217 226L215 224V227H217ZM1 227H0V236H1V233L4 232ZM79 227H80V225H79ZM82 227H84V224L82 225ZM165 227H167V229H169L172 226H169V223H168V225L165 226ZM163 228H164V226H163ZM163 228L161 230H163ZM173 228L175 229V226ZM103 229L104 228H102V230ZM158 229H160V228L158 227ZM170 229L168 231L169 233L172 231V229H171V231H170ZM180 229H182V227ZM77 230L79 231V229H77ZM80 230H81V228H80ZM82 230H83V228H82ZM112 230H110L109 233L112 232ZM133 230L131 231L132 233L134 232ZM176 230H178V229H176ZM78 231H76V232H78ZM141 231L142 230H140V232ZM175 231L173 230V232H175ZM97 232H98V228H97ZM97 232H95V233L98 234ZM128 232H130V231H128ZM173 232H172V234L170 233V235H171V239L170 240H172V236L174 237V235H175V233L173 234ZM211 232L212 233L214 232V234H217L218 236L217 235L216 236L218 238H214L213 236H211V235H213ZM240 232H241V235H240ZM246 232H247V230H246ZM78 233L80 234V232H78ZM91 233L89 234V236L93 234V233L92 234ZM135 233H137V232H134V234ZM161 233L162 232L160 231V233H158V234L160 236H162ZM169 233H167V234H169ZM107 234H108V232H107ZM84 235L87 236V234H84ZM146 235H147V231H146ZM159 235H157V236H159ZM128 236L130 237V239H128L129 238ZM136 236H137V238H136ZM74 237L75 236H73L71 238L73 239ZM77 237L75 239H80L79 238V235ZM82 237H84V236H82ZM210 237H212V239L214 238V240H210L211 239ZM122 238H123V236H122ZM243 238H245V237H242L241 239L242 240H245ZM154 239L151 241L152 243H154L153 242ZM215 239H217V241ZM82 240H83V238H82ZM118 240H119V242H118ZM157 240H159V241L161 240V243L158 242ZM71 241L73 242V240H71ZM140 241H141V243H140ZM211 241H214L215 242V244H214V246H213L212 249H211L212 246L210 245V242ZM111 242H113V241H111ZM67 243H66V245L68 247L69 244L71 243L70 242V239H69V241ZM213 243H211V244L213 245ZM71 244L73 245V243H71ZM77 244H78V246H80L83 243L82 244H79V242H78ZM87 244L88 243H86V245ZM139 244H140V246H139ZM72 245H70L66 249V250L70 251L68 253L71 254L72 252H76L75 253L76 254L75 257H77V255L78 256H81V255H79V253L77 254V251H79V250H76V249H80V248L79 247H75L74 248V246H72ZM97 245H99V244H97ZM201 245L204 248H202V247L200 248ZM238 245H239V247H238ZM142 246H144V245L142 244ZM64 247L66 248V246H64ZM70 247H71L72 252L70 250ZM168 247H170V246H168ZM1 249H3V248H1ZM1 249H0V252H2V253L0 254V256L3 254L2 255L3 258H1L2 261H0V263L1 264H13V262L8 258V255L9 254L7 253L8 254L7 255L5 252L1 251ZM83 249L82 250L80 249V251L81 252L84 251ZM209 249H211V252L209 251ZM64 250L62 249L63 259H60V260L68 259V262L65 260L64 262H66V263H64V262L63 263L64 264H71V263H69V261L73 257L70 258V256L75 255V254L73 253V254L69 255L68 253H65ZM158 250H159V252H158ZM137 252H139V251H137ZM141 252L139 254H141ZM148 252L146 253V251H145V253L147 255L149 254ZM145 253L142 254V255L143 256L144 255L146 256ZM155 253L153 252L152 254H155ZM66 254H67V256L69 255L68 256L69 258L66 257ZM86 254H87V252H86ZM201 254L198 255L199 257L197 256L198 259L201 257ZM142 255H138V256L136 255V257L138 258L139 256H142ZM192 255L195 256V258H193L194 260L189 259V257L190 256L192 257ZM136 257L134 258V259H136V261L137 260H140V259H137ZM202 257L199 259L198 264H200V262L204 259ZM79 258H81V260L84 261V259L82 258V256L79 257ZM133 258H131V261H130L131 264H134L133 262L135 260ZM146 258H149V260L152 263L147 262L149 260L146 259ZM11 259L13 260L12 257H11ZM132 259L134 260L133 262H132ZM167 259H169V258H167ZM77 260H78V258L76 260H74V258H73V261L74 262L72 260L70 262H73L74 264L75 263L77 264L78 263ZM142 260H143V262L142 263L141 262H138V264L139 263L140 264H144L145 261H144V259H141V261ZM197 260H195V261H197ZM136 261H135V264H136ZM163 262L166 263L167 261H163ZM171 262H173V261H171ZM180 262H182V263H180ZM192 262H190V264ZM204 262H206V261H204ZM208 262L206 264H208ZM81 263L82 264H85L84 262H80V264ZM165 263H163V264H165ZM186 263L187 262H185V264ZM194 264H195V262H194Z\"/></svg>", "mask_w": 264, "mask_h": 264}, {"label": "built area", "instance_id": "obj_3", "mask_svg": "<svg viewBox=\"0 0 264 264\" xmlns=\"http://www.w3.org/2000/svg\"><path fill=\"white\" fill-rule=\"evenodd\" d=\"M3 245L17 264H32L40 255L39 244L25 227L17 225L4 237Z\"/></svg>", "mask_w": 264, "mask_h": 264}]
</instances>
